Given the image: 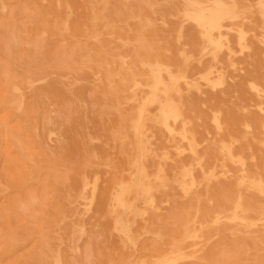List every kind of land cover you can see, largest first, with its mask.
<instances>
[{"label":"bare ground","instance_id":"1","mask_svg":"<svg viewBox=\"0 0 264 264\" xmlns=\"http://www.w3.org/2000/svg\"><path fill=\"white\" fill-rule=\"evenodd\" d=\"M55 1L28 0L47 66L0 97V128L19 116L31 138L30 106L76 103L82 138L38 169L54 195L45 264H79L70 237L96 239L94 264H264V0ZM22 153L17 190L39 181Z\"/></svg>","mask_w":264,"mask_h":264},{"label":"rangeland","instance_id":"2","mask_svg":"<svg viewBox=\"0 0 264 264\" xmlns=\"http://www.w3.org/2000/svg\"><path fill=\"white\" fill-rule=\"evenodd\" d=\"M3 1L7 11L0 14V97L17 77L43 70L47 66L49 50L46 46L42 52L30 56L29 34L44 21L40 10L36 11L28 0ZM55 5L59 7L60 2L56 0ZM86 100L87 114L93 121L100 107L93 93L88 92ZM29 111L38 116V138L29 136L26 124L19 116H13L0 128L3 139L0 148V264H45L50 261L47 248L51 243L43 237L40 240L39 233L51 222L53 207L50 203L54 195L47 188L48 175H39L41 170L38 172V169L45 162L53 163L64 157L82 138L81 130L73 131L79 119L73 99L59 104L45 97L43 106L36 109L30 106ZM50 128H56L60 133L46 139ZM22 150L29 156L28 161L39 175V181L17 190L13 189L16 177L28 176L29 163L23 158ZM12 237L24 239L23 245L13 244ZM70 238L81 248L82 255L76 258L79 264H94L101 259L96 239L87 237L79 243ZM97 240L103 241L102 238Z\"/></svg>","mask_w":264,"mask_h":264}]
</instances>
